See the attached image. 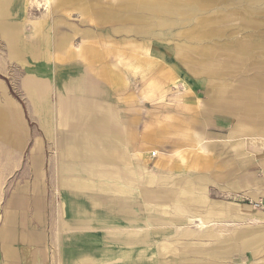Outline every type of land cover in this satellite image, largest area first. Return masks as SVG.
<instances>
[{"label":"crops","instance_id":"0c3cea01","mask_svg":"<svg viewBox=\"0 0 264 264\" xmlns=\"http://www.w3.org/2000/svg\"><path fill=\"white\" fill-rule=\"evenodd\" d=\"M7 1L2 4L7 6ZM73 1L48 0V3L64 5ZM112 2L97 11L82 7L81 16L88 19L92 15L103 24L127 22L135 29L133 32L146 37L149 35L146 31L155 26L163 29L183 26L184 13H181L177 0ZM6 9L0 10V34L11 48L15 47L10 52L15 60L35 65L48 59L51 51L57 61L79 58L81 77L87 80L79 79L74 85L68 82L60 88L61 92L54 93L59 98L52 108H47L46 118L37 111L44 105L45 87L32 78L23 80L29 116L38 118L42 134L27 127L24 133L21 106L5 93L0 80V104L3 105L5 99L11 101L17 118L14 125L0 117V142L19 150L9 157L14 159V169L6 176L13 177V180L7 183L9 191L2 204L0 264H55L58 260L63 264H149L147 256L151 254L156 259L162 258L158 259L159 264H235L230 260L237 253L248 254L250 264H264V257L257 258L264 251V234L232 230L233 222L229 225L223 222L243 219L244 212L251 206L226 205L209 199L205 189L206 185L212 184L225 193H240L251 202L264 196V157L246 150V145L253 142L264 148L262 76L241 77V72L246 71L245 66L232 61L229 52L225 54L227 46L218 42H212L210 46L177 44L176 54L181 63L220 82L212 86L213 109L205 106L203 109L213 114L219 111V114L230 115L233 123L228 134L209 137L205 132L206 125H209L206 117H201V130L196 131V119L186 114L179 116L178 124L168 129L179 132L195 150L214 151L212 157L217 161L209 156L192 154L190 166L202 170L195 178L173 180L170 175L173 167L168 164L167 154L158 146L156 137L165 132L155 126L154 133H151L150 111L146 118L143 108V122L140 124L135 119L134 103L105 97L109 91L108 94L124 86L120 70L109 66L106 61L110 53L119 55V52L115 48L103 46L99 49L93 45L97 42L93 37L106 38L110 31H77L83 42L88 43L73 51L69 46L72 35L60 33L56 23L53 31L59 33L51 36L43 34L41 25H34L32 36L38 40L34 45L21 38L20 25L14 16L6 17ZM60 9V6H54L53 13ZM112 29L131 32L124 26ZM213 29L210 26L199 29L195 25L190 36L186 37L195 42L210 41L214 38ZM156 36L159 38L161 34ZM90 37L92 41H88ZM23 44L30 49L18 55ZM124 50L123 53L129 51ZM135 52L132 71L142 74L146 69L158 66L150 61V57L140 59ZM158 68L167 79L173 71L168 66ZM230 79H235L230 82L234 87H230ZM185 117L191 119L190 123H184ZM253 165L259 168L261 178L247 172V168ZM168 205L172 215L191 214L198 219L199 226L202 225L188 237L211 239V242L191 244L175 239L186 232L183 227L173 225L176 218L164 219L167 227L141 235L146 231V222L159 221L160 213L169 214ZM152 210L157 214H151ZM211 225L218 227H208ZM155 235H162L165 240L154 241ZM167 238H174V244L180 250L168 244ZM152 242L155 245L152 251L135 249ZM124 243L128 249L104 250L118 248ZM226 249L231 250L230 256L226 255ZM51 254L55 259L49 257Z\"/></svg>","mask_w":264,"mask_h":264},{"label":"rangeland","instance_id":"374dc122","mask_svg":"<svg viewBox=\"0 0 264 264\" xmlns=\"http://www.w3.org/2000/svg\"><path fill=\"white\" fill-rule=\"evenodd\" d=\"M177 1L182 10H180L181 13H184L182 18L183 26L177 25L166 29L155 26L149 29V31H146L149 34L146 37V35L143 36L141 33L133 32L132 30L135 29L129 27L128 25L130 24H127V22L125 24L113 22L103 24L95 20V17L92 15L88 19L81 16L80 8L86 6L90 7L92 11H97L107 7V3H111L112 0H74L64 5L58 2L53 5L48 3V0H8L7 6L2 4L6 0H0V10L7 8L6 17L10 19L14 16L15 22L20 25L21 38L24 41L32 42L34 45H37L36 42H38L32 36L34 25H41L43 34L51 36L52 34L59 33L58 30L56 32L53 31L54 24L56 23L58 29H61L60 33L63 32L72 35L69 46L73 51H77L82 44L88 43L83 42L77 31H88L90 33L95 31L99 33L110 31L106 38L96 39L93 37V40L97 41L93 42V45L99 49L103 46L115 48L119 52V55L110 53L106 57V61L109 66L120 70L122 79L124 80V86L116 91H112L113 93L108 94L109 91L105 97H110L113 101L119 100L134 103L135 119L140 124L143 122V108L145 107L146 118L148 110L150 111L151 133H154L155 126H159L161 131L165 132L161 136L156 137L159 140L158 146L160 145L162 147L161 150L167 154L166 160H168V164L173 167L170 172L173 180L195 178L198 172L202 170L190 166L189 159H191L192 154L209 157L215 154L214 151L206 153V151L195 150L192 144L181 138L179 132L168 129L178 124L179 116L183 117V114H186L191 115L192 119H196V131L201 130L200 120H203L201 117H206L209 125L205 127V132L209 137H221L228 134L229 127L233 123L230 115L219 114V111H217L218 115L215 113L214 115L211 113L212 111H205L203 109L204 106L213 109L212 100L214 93L212 86L213 84H220V82L217 79L209 78L200 70L194 72L188 66L181 63L176 54L177 44L192 46H210L212 42L223 44L224 47L227 46L224 48L225 54L229 52L232 61H239L242 66H245L246 71L241 72V77L256 75L262 76L264 79V0ZM54 6L61 7L59 12L53 13ZM1 18L2 15L0 14ZM1 25L2 23L0 22ZM195 25L199 29L208 26L214 28V38L205 42H195L194 39L188 40L186 35L190 36V32ZM118 26L129 28L131 32H127V30L113 31L112 28H118ZM160 34L161 36L158 38L156 35ZM91 39L90 37L88 41H92ZM228 42H230L229 45ZM19 43L21 42H16L18 45ZM8 44L10 43L5 42L0 34V80L3 81L4 91L16 100L10 95L6 84L7 82L17 99L23 104L22 107L19 101L16 100L21 106L24 133L27 127L30 131L42 134L39 130L38 118L29 116L27 97L22 86L23 80L25 78H32L40 86L45 87L46 90L43 95L44 105L42 108H38L37 111L42 113L46 118L48 113L47 108H52V104L59 98V95L54 93L61 92L60 88H63L64 84H68V82L74 85L79 79L83 80L85 78L84 81L87 80L86 77H81V59L74 58L67 61H57L54 59V53L51 51L48 54V59L45 58L44 60L38 61L35 65H32L30 62L22 64L11 56V49H15V47L12 46L11 48ZM124 49L129 51L123 53ZM134 51H136L135 53L138 54L140 59L144 57L148 59L150 57V61L155 65L158 64V66L146 69L142 74L132 71L131 67L136 62V58L133 57ZM25 59H28L27 56ZM223 60L226 61V59ZM159 66H168L173 69L168 79L158 68ZM230 82H235V79H230ZM229 85L230 87H234L231 83ZM99 87L102 88L100 85ZM1 101L2 91L0 89ZM186 109L188 110L186 111ZM185 120V124L191 121L188 117H185ZM210 142L213 144V140ZM246 150L247 152L256 154L258 157H264V148L258 143L253 142L247 144ZM14 152L17 151L13 150L8 144L0 142V218L2 216V204L9 191V185L7 183L9 181L11 183L13 180V177L8 178L6 176L14 169V159L9 158ZM212 158L214 161H217L214 157ZM247 172L257 179L261 178L262 175L256 165L248 167ZM205 189L206 196L209 199L222 201L228 205L237 203L251 206V209L244 212L243 219L223 220V222H226V225L233 222L232 230H249L257 231L258 234H264V196H260L256 202H251L240 193H225L212 184L206 185ZM166 209L169 214L164 216L160 213V222L157 220L154 222H146V231L142 232L141 235L149 234V231L152 230L159 231L160 228L167 227L168 224L163 222L164 219L176 218L173 225L183 227L186 232L180 238L176 237L175 239H179L181 243L191 244L211 242V239H196L187 236L190 233H196L199 229V221L197 218H193L191 214H181L180 216L172 215V210L169 205ZM151 214H157L156 210H152ZM201 227L202 225H200ZM208 227L216 229L218 226L211 225ZM225 234L227 233H223V235ZM162 239H164L162 235H155L154 237V241L160 242ZM175 239L167 238L166 242L177 250H180L179 246L174 244L173 240ZM129 248L131 249V247ZM154 248L155 245L152 242L144 246H137L135 249L152 251ZM112 249L128 248L125 245H121L118 248L109 247L104 250L109 251ZM229 251L231 252L229 249L225 250L227 256L231 255ZM148 256L147 259H150L149 264H159L158 259H162L154 258L155 256L152 254ZM247 256L248 254L246 253L244 255L237 253L232 256L230 261L235 264H250ZM49 257L55 259V256L52 254ZM57 257L60 258L61 256ZM263 257L264 251L257 256L258 259H262ZM55 264L63 263L58 260Z\"/></svg>","mask_w":264,"mask_h":264},{"label":"bare ground","instance_id":"6f19581e","mask_svg":"<svg viewBox=\"0 0 264 264\" xmlns=\"http://www.w3.org/2000/svg\"><path fill=\"white\" fill-rule=\"evenodd\" d=\"M245 3V2H244ZM191 4V3H190ZM21 49V52H20V50H19V52L17 51V53H18V55H21V54H24V52H27L28 51V48L30 49V47H28L26 44H23V45H21V47H20ZM1 89V91H2V88H0ZM0 117L2 118V120L3 121H5V119L6 120H10L14 125H16V123H17V118H16V116H15V110H14V108L12 107V103H11V101H7L6 99L4 100V103H3V105L2 104H0ZM1 120V119H0ZM2 122V121H1ZM0 122V123H1ZM205 122V121H204ZM206 124V123H205ZM6 126V125H5ZM207 126V125H206ZM7 128V127H6ZM13 128V127H12ZM14 130V129H13ZM7 131V130H6ZM9 132V131H8ZM6 133V132H5ZM8 134V133H7ZM9 135V134H8ZM17 136V135H16ZM8 137V136H7ZM18 138V137H17ZM2 139V138H1ZM4 140V139H3ZM7 140H8V138H7ZM5 141V140H4ZM9 142V141H8ZM12 143V142H11ZM264 144V143H263ZM16 145V144H15ZM21 145H22V143H21ZM12 146V145H11ZM14 147V146H13ZM12 147V148H13ZM16 147H18L17 145H16ZM17 149V148H16ZM18 150V149H17ZM16 150V151H17ZM227 205V204H226ZM239 208V207H238ZM229 209V208H228ZM235 209H237V208H235ZM242 209V208H241ZM244 209H246V208H244ZM239 212V211H238ZM241 212V211H240ZM239 214V213H238ZM148 220V219H147ZM151 220V219H150ZM152 221V220H151ZM137 223V222H136ZM164 223H166V222H164ZM172 225V224H171ZM139 226V225H138ZM137 228V227H136ZM199 228H200V226H199ZM138 232V231H137ZM122 237V236H121ZM120 237V238H121ZM119 238V239H120ZM105 239H106V237H105ZM132 240H133V238H131ZM134 239H135V237H134ZM112 240H115V239H113L112 238ZM121 240H123V238H121ZM126 240V239H125ZM137 240V239H136ZM141 240V239H140ZM143 241V240H142ZM118 242V241H117ZM122 242V241H121ZM124 242V241H123ZM106 243V242H105ZM108 243H110V242H108ZM114 243V242H113ZM130 243V242H129ZM140 243V242H139ZM145 243V242H144ZM143 243V244H144ZM112 244V243H111ZM121 244V243H120ZM128 244V243H127ZM149 244V243H148ZM124 245H125V243H124ZM117 246V245H116ZM137 246V245H136ZM139 246V245H138ZM71 261H73V259L71 260Z\"/></svg>","mask_w":264,"mask_h":264},{"label":"trees","instance_id":"16d2710c","mask_svg":"<svg viewBox=\"0 0 264 264\" xmlns=\"http://www.w3.org/2000/svg\"><path fill=\"white\" fill-rule=\"evenodd\" d=\"M5 82H6V80H5ZM6 84H7V86H8V90H9V93H10V95L12 96V97H14L17 101H19L18 99H17V97H16V95L12 92V89L10 88V86L8 85V83L6 82ZM19 103L22 105V107H23V104L19 101ZM246 203V202H245Z\"/></svg>","mask_w":264,"mask_h":264},{"label":"built area","instance_id":"2783aa9c","mask_svg":"<svg viewBox=\"0 0 264 264\" xmlns=\"http://www.w3.org/2000/svg\"><path fill=\"white\" fill-rule=\"evenodd\" d=\"M151 156L153 157L154 156V153H152Z\"/></svg>","mask_w":264,"mask_h":264}]
</instances>
